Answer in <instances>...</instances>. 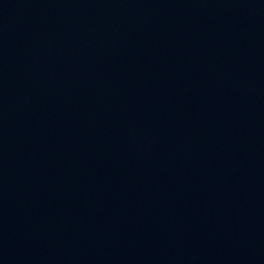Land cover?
<instances>
[{"label":"water","instance_id":"1","mask_svg":"<svg viewBox=\"0 0 264 264\" xmlns=\"http://www.w3.org/2000/svg\"><path fill=\"white\" fill-rule=\"evenodd\" d=\"M0 264H264V0H0Z\"/></svg>","mask_w":264,"mask_h":264}]
</instances>
